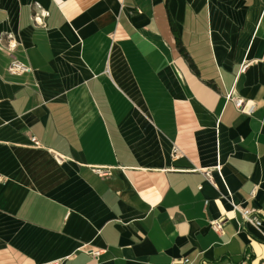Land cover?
Listing matches in <instances>:
<instances>
[{
	"label": "crops",
	"instance_id": "obj_1",
	"mask_svg": "<svg viewBox=\"0 0 264 264\" xmlns=\"http://www.w3.org/2000/svg\"><path fill=\"white\" fill-rule=\"evenodd\" d=\"M233 203L264 217V0H0V264H264Z\"/></svg>",
	"mask_w": 264,
	"mask_h": 264
},
{
	"label": "built area",
	"instance_id": "obj_2",
	"mask_svg": "<svg viewBox=\"0 0 264 264\" xmlns=\"http://www.w3.org/2000/svg\"><path fill=\"white\" fill-rule=\"evenodd\" d=\"M49 13L46 12L45 15H48ZM34 20L36 22H41L42 24H44L41 20H40V17L38 15V13H36L34 15ZM8 70L11 72V73H14V74H17V73H23V72H27V71H30L31 68L29 66H27L26 64L24 63H21L17 60L15 61H12V63H10L9 67H8ZM245 71V67H243V69ZM230 98H232L237 106V108L242 112V113H245V114H252L256 108V105L250 101H246L245 99H242V98H239V97H235L233 96L232 94L229 95ZM60 159H62V157H60ZM93 171L100 175V176H103V175H106L108 174V171L104 168H94ZM208 176L209 179H213V175L212 173H207L206 174ZM233 206H234V209L238 212H240L242 214V216L248 220V221H251L253 223H255L256 225L260 226L263 222H264V217L263 216H260L258 217L257 215H255V209H249V208H242L240 207L239 205L233 203ZM213 226L216 230H219L221 229V225L217 222V221H213ZM101 250H98V251H93L92 254L93 256L97 257L101 254ZM183 262L184 264H189L190 263V260L188 258H184L183 259Z\"/></svg>",
	"mask_w": 264,
	"mask_h": 264
},
{
	"label": "trees",
	"instance_id": "obj_3",
	"mask_svg": "<svg viewBox=\"0 0 264 264\" xmlns=\"http://www.w3.org/2000/svg\"><path fill=\"white\" fill-rule=\"evenodd\" d=\"M170 22H171V26H172V29H173V31H174V34H175V36H176L177 43H178V47H179L180 51L186 53L185 47H184V45L182 44V40H181L180 34H179V32H178V29H177V27H176L174 21H173L172 18H171V15H170Z\"/></svg>",
	"mask_w": 264,
	"mask_h": 264
}]
</instances>
